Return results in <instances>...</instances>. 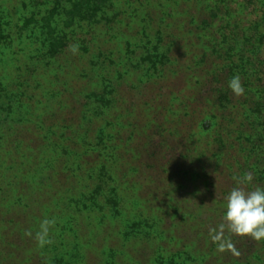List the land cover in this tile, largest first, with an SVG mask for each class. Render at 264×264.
<instances>
[{
    "label": "rangeland",
    "instance_id": "1",
    "mask_svg": "<svg viewBox=\"0 0 264 264\" xmlns=\"http://www.w3.org/2000/svg\"><path fill=\"white\" fill-rule=\"evenodd\" d=\"M104 1L0 0V264H264V241L212 239L231 190L264 187V46L237 97L222 42L257 17Z\"/></svg>",
    "mask_w": 264,
    "mask_h": 264
},
{
    "label": "clouds",
    "instance_id": "2",
    "mask_svg": "<svg viewBox=\"0 0 264 264\" xmlns=\"http://www.w3.org/2000/svg\"><path fill=\"white\" fill-rule=\"evenodd\" d=\"M72 50L75 51L76 46H72ZM228 88L237 97L245 94V88L239 75L229 80ZM253 179V174L247 172L240 183L250 184ZM223 220L225 223L220 225L219 231L212 230V239L221 241L219 251L235 250L230 241H222L225 227L236 236H247L255 241H264V187H256L252 191H245L241 187L233 188L226 197ZM53 224L54 221H43L40 231L36 233V240L41 246L51 243L49 229Z\"/></svg>",
    "mask_w": 264,
    "mask_h": 264
},
{
    "label": "trees",
    "instance_id": "3",
    "mask_svg": "<svg viewBox=\"0 0 264 264\" xmlns=\"http://www.w3.org/2000/svg\"><path fill=\"white\" fill-rule=\"evenodd\" d=\"M242 1H243L242 5L244 6V8H246L247 10L248 9L252 10L253 13L252 15H255L257 17V20L251 22L252 27L255 28L254 33L251 36H248L247 39L245 40L246 44H243L241 43L243 38L240 35V33L237 32L238 29L237 24L231 21H227L226 18H224L223 22L224 23L226 22L225 28H231L230 26H232L233 28L235 26L234 29H232V34L225 33L223 35L224 40L222 41L224 44L226 43V46H229V51L224 56V58H227L226 63L229 64L227 67L229 73V79H231L233 76L236 75H239L240 77L248 76L251 70L250 65L253 64V60H255L256 58L255 56H257L259 52H262L261 48L262 46H264V32H262V30H264V0H242ZM110 2H112V0L104 1L105 7H108V4L110 5ZM226 5H228L227 0H220V2H217L218 12L220 13L221 11L223 12V6L225 7ZM103 6H101V8ZM98 13H99L98 10L90 11L87 15L90 16L87 17L88 20L93 19L94 17L96 18ZM239 47L240 50L242 51L244 50L243 52L247 51L249 54H252L254 59L251 58V56L244 59L245 55H243V52L237 53L236 55L235 51ZM58 51H59L58 45L52 48V52L56 53ZM220 97L223 102H229L230 96L228 94L221 95ZM254 110L260 117L259 118L261 119L260 122H262L263 120L262 131L264 132V98L259 97L258 101L256 102V107L254 108Z\"/></svg>",
    "mask_w": 264,
    "mask_h": 264
}]
</instances>
